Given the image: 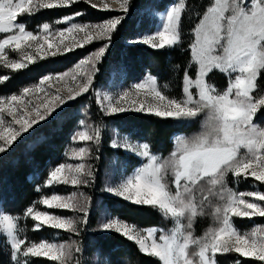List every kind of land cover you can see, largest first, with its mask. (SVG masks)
I'll return each mask as SVG.
<instances>
[{
	"label": "snow or ice",
	"instance_id": "obj_1",
	"mask_svg": "<svg viewBox=\"0 0 264 264\" xmlns=\"http://www.w3.org/2000/svg\"><path fill=\"white\" fill-rule=\"evenodd\" d=\"M76 2L77 0H0V33H17L0 40V64L6 69L17 71L27 69L39 60L72 52L73 47L63 43V39L66 33L70 34L73 30L84 33L83 42L76 44V47H83L94 39H107L108 43L93 54L97 61L102 59L111 43L112 33L123 16L96 25L71 23L72 17L66 16L64 20L70 22L71 27L56 33L60 41L55 49L50 35L44 36L45 43H41L33 32L25 30L24 23L19 22L22 15L35 14L41 9L66 7ZM88 2L91 3V0ZM91 7L96 8L97 5L91 3ZM121 7L124 13L128 11L127 0ZM102 10L110 9L105 4ZM180 11L178 6L172 7L167 14L164 29L157 32L155 37L146 36L132 42L144 43L153 49L178 45L181 40ZM76 15L80 16L82 13ZM92 28L98 29L96 37L91 34ZM43 30L49 33L50 25L44 23ZM33 41L36 48L29 51ZM6 48L20 53V59L10 60L5 55ZM189 51L192 62L198 67V74L193 81L189 71L184 70L183 98H168L153 88L155 97L161 102L160 107L154 109L144 104L137 106L135 101H131L129 107L120 104L110 106L111 114L136 111L160 118L206 117L201 133L190 139L179 140L172 158L164 162L157 163V157L150 153L148 143H142L136 149H132L131 145H113L138 151L139 155L147 157L151 163L137 170L118 187H109L107 191L130 203L159 209L165 216L172 218L174 230L170 234H161L160 243L155 238L157 229H147L146 237L134 235L139 229L118 217L103 223L98 230L115 231L136 241L144 253L159 257L163 264H217V254L229 253L239 254L241 257H255L256 261L264 264V237L257 236L255 232L250 236L241 235L233 227L234 218L264 217V193L249 192L246 195L255 199L247 200L245 194L237 195L226 187V179L230 175L236 180L251 177L255 181L264 182V128L255 123L256 119L264 116V94H260L257 89L258 79L264 77V0H211L200 18V23L194 29V40ZM217 70L229 78L228 86L224 90H218L209 82L210 75ZM67 75V72L56 74L54 78L61 80ZM8 79V76L0 77V81ZM52 79L53 74L45 75L40 85ZM92 83V77H87L80 92H88ZM193 84L198 88V94L190 91ZM35 87L43 90L39 85ZM145 87V84L135 85L137 90ZM30 91L32 89L25 87L23 94L27 95ZM129 95V92H124L121 101ZM70 98L73 97L69 96ZM20 100L21 96L12 95L0 99V105L15 104ZM64 102L63 98H59L55 107L47 106L43 113L37 111V117L30 120L23 116L20 119L13 116L19 130L9 128L7 135L0 133V153L5 152L21 132L45 120ZM9 112L11 114V110ZM99 137L97 132V141ZM80 139L93 138L81 135ZM242 150H245L243 155ZM84 151L83 148L80 149L81 153ZM63 168L65 165L61 164L50 172L48 185L53 182L68 183V177L61 176ZM82 170L83 165L76 166L77 174H81ZM94 179L95 176L90 170L82 178L72 176L71 184H89ZM56 199L54 196L52 200L44 199L42 203L49 208L75 207L69 202L54 204ZM215 200L222 203L212 209L211 205ZM206 208L212 211L219 227L211 229L203 238H197L193 235V222L198 216L205 214ZM26 216L32 218L37 229L50 225L56 229H67L77 235L83 231L73 220L51 216L47 212H34L31 207L26 210ZM83 223H87L86 210ZM0 224L7 229L11 238L9 255L12 264H31L28 259L30 256H50L52 261L61 260L63 257L61 264H69L83 252L82 247L64 249L60 245L61 250L56 252V246L50 243L27 244L16 235L17 224L12 216L4 215L0 218ZM259 231L264 232V229ZM149 238L152 239L151 245L146 242ZM190 245L199 247L198 260L189 257ZM76 264H81V261L76 260ZM237 264H240L239 260Z\"/></svg>",
	"mask_w": 264,
	"mask_h": 264
},
{
	"label": "rangeland",
	"instance_id": "obj_2",
	"mask_svg": "<svg viewBox=\"0 0 264 264\" xmlns=\"http://www.w3.org/2000/svg\"><path fill=\"white\" fill-rule=\"evenodd\" d=\"M211 2V0H208ZM84 2L85 4L91 7V3H95L97 5L96 8H93L101 13V20H92L95 16L93 14L86 15L88 22L81 23L79 20V16L76 14L67 15L72 17L71 23L76 24H103L105 21L112 19L114 17L123 16L130 17L131 20H135L136 25L134 28L136 29V35L134 38H130V40L125 39L124 43L127 45L132 44H143L144 43H135L137 38H144L146 36L155 37V34L164 29L165 24L167 23V14L171 11L172 7L178 6L180 11V23H179V31L181 33V40L178 45L165 46L164 48H177L180 47L182 43L190 44L194 40V29L200 23L199 17L202 10H205L209 4L205 6V0H148L147 4L144 7L136 8L135 12H131L129 9L130 0H127L128 11L126 13L122 10V5L125 4V0H91V3L88 0H77L76 3ZM75 4V3H74ZM108 5L110 10L105 11L102 10L104 5ZM73 5V4H72ZM69 5V6H72ZM68 7V6H66ZM62 8V7H61ZM92 8V7H91ZM40 13V17L38 19L39 23H37L33 28L30 27V22L33 20V17ZM116 13V14H112ZM123 13V14H122ZM49 14L46 13V9H41L40 12L31 14V15H22L19 18V22L25 24V30L33 32V35L37 36L40 39L41 43H45L44 36L50 35L52 44L55 46L59 43L60 38L56 35L59 31H64L65 29L71 27V23L64 20V17H57L53 21L48 20ZM48 23L50 25L49 33H45L43 30V24ZM119 25V24H118ZM117 25V27H118ZM98 29L92 28L91 34L93 37H96ZM9 34H17L13 33H0V40H3ZM84 39L83 32H76L73 30L72 33H66L63 43L68 44L70 47H73L74 50L79 48H84L87 46L93 45L91 51L86 54L82 59L73 63L69 68H66L63 71H49L41 75L36 81H32L33 83H28L22 89H20L17 93L11 92L5 95L0 96V99H4L10 97L12 95L21 96V100L13 103H8L5 105H0V133H4L7 135V130L9 128H13V130H19V125H16L13 120V116L16 119H20L23 116L26 119H32L33 117H37V111L43 113L47 106H53L58 103L59 98H63L65 102L63 104H59L56 109L53 110L49 116L34 125L32 128L21 132V134L17 137L16 141L22 139L26 134H28L33 128L39 126L40 124L51 120L57 113H59L64 107L72 104L76 99L80 96L86 94L85 92H80L81 87L86 83L87 77L91 76L92 81H94L95 75L98 71V63L101 61H97L94 57V53H97L99 48H101L105 43H108L107 39H94L91 43L84 45L83 47H76V44L82 43ZM158 42V37L156 38ZM129 41V43H128ZM127 42V43H126ZM111 45V43H110ZM109 45V46H110ZM150 46V45H147ZM23 47V45H22ZM62 47V45H61ZM151 47V46H150ZM36 48V44L32 42V49L29 51H34ZM109 48V47H108ZM108 50V49H107ZM106 50V51H107ZM64 54V53H63ZM106 54V52H105ZM104 54V56H105ZM5 55L11 59H20V53L13 52L10 48L5 49ZM103 56V57H104ZM102 57V58H103ZM83 61V63H81ZM79 65V67H77ZM2 66V64H0ZM3 67V66H2ZM4 68V67H3ZM174 70L171 73H166L161 77L153 75L148 70L142 72L139 75V79H130L128 81L127 74L125 71L124 63L113 62L112 69L109 73V77L107 79L106 86H99L95 88V101L98 105V109L95 114V118L93 121H87L84 116L80 115L79 111H76L77 119H79L78 123L73 129V133L71 136V140L67 143L65 147V151L60 157V163L51 167L49 174L46 178L45 188L46 191H42L43 194L37 200L34 201V204L29 207L33 208L35 211L47 212L51 216H56L63 219L73 220L79 227L83 229V231L77 235L67 229H56L51 227L50 225H43L41 228L37 229L35 222L31 217L26 216V210L23 216H12L9 214L3 207L0 202V218L4 215L12 216L17 224L16 235L24 239L27 238L31 241L27 242V244H53L55 245L54 251L59 252L60 245L64 246V249H68L69 247H81V243L85 241L84 237H82V233L87 232V228L89 227L90 232L94 234H108L115 231H107V230H98L100 226L107 222L108 220L118 217L121 220L128 222L130 226H135L139 231L134 233V235H143L147 236V229L155 228L157 229L155 238L157 243H160L159 236L161 234H170L174 228L175 224L171 218V223H167L164 226H154V227H144L140 226L134 222L123 219L121 216L113 212L112 206L110 203L106 202V196H111L113 198L121 199L117 195L112 194L107 191L109 187H118L126 178L132 176L137 170L146 167L151 161L147 157H143L139 155L138 151H132L131 149L126 150L123 147H114V144H118L121 146L131 145L132 149L138 148V146L142 143H148L143 139L145 133L139 129V127L135 124L125 126L113 123L114 119H110L112 115H124L127 113L130 114H148L145 112H136V111H126L120 112L116 114L110 113V106L115 107L117 104H120L124 107H129L131 101H135L137 106L140 104L150 105L154 109L161 106V102L155 97V93L152 91L154 88L156 91H159L161 95H164L168 98H183L185 93L183 92L184 83L182 86V91L177 87V74L174 72L178 67H173ZM6 69V68H5ZM11 70V69H6ZM187 70L189 71V75L193 81H195L196 76L198 74V67L194 65L192 60L187 64ZM67 72L68 75L64 76L61 80H56L54 77L56 74H61ZM215 74L212 79L209 78V82L214 84L218 90H224L227 88L229 83V78L226 74L221 72L214 71ZM48 74H53V79L48 81L46 84L40 85L41 79ZM7 76V75H4ZM226 76L227 79H224ZM3 77V76H0ZM1 82V81H0ZM183 82V81H182ZM136 84H145L147 87L137 90L135 88ZM39 85L42 91L37 89L35 86ZM93 83L89 89H92ZM28 87L32 89L27 95L23 94V89ZM257 89L260 94H264V81L261 84H258L257 81ZM129 92L130 95L127 98H124L121 101V97L124 92ZM190 91L194 94H198V88L195 84L190 86ZM80 92V95L77 93ZM253 94H256V90H254ZM69 96L73 98L69 99ZM111 102V105H110ZM11 110V114L9 112ZM153 115V114H152ZM100 119V120H99ZM206 117L201 116L200 118H181L176 119L183 122L185 126H193V129H190L188 133H180L176 132L172 135L171 141L173 146L171 147L169 153L167 155L162 154L161 152L153 151L150 146V153L157 157V163L164 162L172 158V153L176 151L178 142L181 139H190L196 137L201 133L204 126V121ZM255 123L258 127L264 128V116L256 119ZM99 132L100 137L99 141L96 140V134ZM90 136L93 139L91 140H81L80 137ZM12 144V145H13ZM149 144V143H148ZM150 145V144H149ZM83 148L85 151L83 153L80 152V149ZM109 148L113 149V152H109ZM9 149V148H8ZM7 149V150H8ZM6 150V151H7ZM245 150H242L241 155L244 154ZM1 154V153H0ZM61 164L65 165V168L61 170L62 177H68V183H56L53 182L52 185H48V180L50 178V172L55 170L56 167ZM77 165H83V170L81 174H77L75 169ZM70 166V167H69ZM92 171L95 176L94 180H91L89 184H71L72 176L76 175L77 178H82L84 173L88 171ZM97 177V180H96ZM251 178V177H249ZM248 179V178H247ZM241 178L240 180H236L231 175L226 179V187L230 189L232 192H235L237 195L245 194V199L254 200V197H248L246 194L249 192H260L264 193V182H258L256 184H252L249 180ZM254 179V178H253ZM233 180V181H232ZM243 186V187H242ZM57 197L54 204L69 202L75 205L74 208L71 209H63L56 207H47L42 203L44 199L52 200V197ZM125 202H128L124 200ZM222 203L219 200H215L212 202L211 208L214 209L215 206ZM85 210L87 211V223H83ZM94 213V214H93ZM94 215L93 223L92 220L90 222V216ZM23 219V224L20 221ZM30 218L34 222V229L32 231L27 230L26 222L27 219ZM243 218V217H242ZM249 222H245L244 229H240L236 227L233 222V227L235 230L241 235L250 236L254 232L259 237H264V232H260V229H264V217H247ZM20 221V225H19ZM90 222L91 224H89ZM185 223H187L185 221ZM88 225V227H87ZM219 227L217 220L215 219L212 211L208 208L205 209V214L198 216L193 222V235L197 238H203L206 233H208L211 229ZM37 231L41 232L39 240H34L32 232ZM0 235L6 238V242L11 243V238L8 234L7 229L0 224ZM87 238V244L83 249L87 251L88 244L91 241L90 236ZM136 243V241L132 240ZM149 245H151L152 239L149 238L146 241ZM137 244V243H136ZM139 247V244H137ZM140 249V247H139ZM141 250V249H140ZM84 251V250H83ZM142 251V250H141ZM199 247L190 245L189 247V257L193 260H198ZM81 254V253H80ZM79 254V255H80ZM77 255L75 259L71 260L69 264H76V260L81 261L80 256ZM159 258V257H158ZM248 259L254 260L255 262L251 264H260V262L256 261L255 257H246ZM31 264H52L51 262H57V264H61L63 257L61 260L52 261L51 257H29L28 258ZM216 259V257H215ZM161 261V260H160ZM217 261V260H216ZM163 264V261H161ZM81 264H110L107 256H103L100 253H97L93 257H90L87 252H85V259L81 261ZM218 264V263H217Z\"/></svg>",
	"mask_w": 264,
	"mask_h": 264
},
{
	"label": "trees",
	"instance_id": "obj_3",
	"mask_svg": "<svg viewBox=\"0 0 264 264\" xmlns=\"http://www.w3.org/2000/svg\"><path fill=\"white\" fill-rule=\"evenodd\" d=\"M148 0H130L129 9L135 12V9L144 7ZM210 1L205 0V6ZM204 10L199 14H203ZM49 14L48 20L53 21L57 17L82 13L79 16L81 23H87L86 15H95L92 20H101L103 16L97 10L91 8L84 2L75 3L72 6L46 9ZM116 14V13H112ZM123 14V13H122ZM40 13L33 17L30 27L33 28L40 17ZM135 20L130 17H123L116 30L112 33L111 45L106 51L105 56L98 63V71L95 75L92 89L76 99L72 104L64 107L51 120L46 121L33 128L26 136L15 142L9 149L0 154V202L4 209L12 216H23L25 210L34 201L41 197L42 191H46L45 180L51 167L60 163V157L65 151L67 143L71 140L73 129L78 123L76 111L80 110V115L84 116L87 121H93L94 112L98 109L95 101V88L106 86L109 73L112 69L113 62L124 63L128 81L130 79H139L142 72L148 70L156 76L171 73L173 67H178L174 72L177 74V87L182 91L183 73L187 70V64L192 60L187 43L180 44L177 48L153 49L143 44L126 45L125 39L130 40L136 35ZM129 43V41H128ZM93 45L73 50L69 53L49 57L45 60H39L30 65L27 69L6 70L0 66V76L7 75V81L0 82V96L7 93H17L28 83H33L41 75L49 71H63L69 68L73 63L82 59L88 54ZM215 72L210 75V79ZM224 79H227L224 76ZM33 81V82H32ZM264 81V77L258 79V84ZM115 125H132L135 124L145 133L143 139L147 141L153 151L161 152L167 155L173 146L171 137L176 132L188 133L193 126H185L180 120L172 118H160L152 114H124L112 115ZM100 120V119H99ZM109 152L113 149L109 148ZM97 180V177H96ZM250 183L256 184L253 178H248ZM233 181V180H232ZM243 187V186H242ZM106 202L110 203L113 212L123 219L134 222L144 227L164 226L171 223V217L165 216L159 209L150 206H139L124 200L106 196ZM94 214V213H93ZM90 216V222L94 215ZM22 224L23 219L20 218ZM26 222L27 230L34 229V222L28 218ZM19 221V225H20ZM88 222L89 224H91ZM167 222V223H166ZM234 224L240 229H244L245 222L248 218H234ZM88 227V225H87ZM82 233L85 241L81 243L84 248L87 244V238L90 236L88 249L79 255L81 261L85 259V252L93 257L97 253L107 256L110 264H162L160 259L150 256L141 251L138 245L130 239H127L116 232L108 234H94L90 232ZM33 239L39 240L41 232L33 231ZM27 242L31 241L25 238ZM10 247L6 238L0 235V264H12L10 260ZM218 264H251L254 260L241 257L236 253L217 254ZM57 264V262H51Z\"/></svg>",
	"mask_w": 264,
	"mask_h": 264
}]
</instances>
